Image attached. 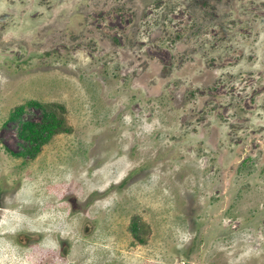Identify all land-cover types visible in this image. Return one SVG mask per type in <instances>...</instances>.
<instances>
[{"label": "rangeland", "instance_id": "obj_1", "mask_svg": "<svg viewBox=\"0 0 264 264\" xmlns=\"http://www.w3.org/2000/svg\"><path fill=\"white\" fill-rule=\"evenodd\" d=\"M0 209L64 264H264V0H0Z\"/></svg>", "mask_w": 264, "mask_h": 264}, {"label": "flooded vegetation", "instance_id": "obj_2", "mask_svg": "<svg viewBox=\"0 0 264 264\" xmlns=\"http://www.w3.org/2000/svg\"><path fill=\"white\" fill-rule=\"evenodd\" d=\"M0 211H4V209H0ZM7 216H9L7 213L0 214V262L2 264H14L16 260L14 253L18 254V261L24 259L23 264H25V258L32 257L33 254L40 255L35 264H64V259L69 257L70 247H64L63 244H60L57 254L54 253V255L52 252L45 254L47 252V250L45 251L47 243L44 241L47 235L45 223L40 224V229H34V226L30 225V230H27L21 224L16 229L17 225L11 226ZM31 217L36 219L35 227L39 225L38 221L47 220L39 214L24 213L21 221H26L28 218L30 220ZM6 249L9 250L10 255L3 253Z\"/></svg>", "mask_w": 264, "mask_h": 264}, {"label": "trees", "instance_id": "obj_3", "mask_svg": "<svg viewBox=\"0 0 264 264\" xmlns=\"http://www.w3.org/2000/svg\"><path fill=\"white\" fill-rule=\"evenodd\" d=\"M30 107L39 108L40 105L35 101H30L27 103ZM22 109H17L13 113V118H16L21 123V129L19 131L20 136L32 146L29 150L25 151L26 154L32 156L33 153L39 150L44 142L48 141L53 134L60 129V121L56 120L53 114L44 111L39 124H33L28 120L20 119L22 117Z\"/></svg>", "mask_w": 264, "mask_h": 264}]
</instances>
